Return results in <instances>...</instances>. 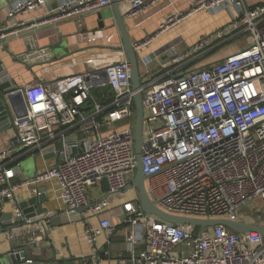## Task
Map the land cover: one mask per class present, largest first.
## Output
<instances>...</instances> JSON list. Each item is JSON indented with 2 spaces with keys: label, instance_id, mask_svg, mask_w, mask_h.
I'll list each match as a JSON object with an SVG mask.
<instances>
[{
  "label": "built area",
  "instance_id": "obj_1",
  "mask_svg": "<svg viewBox=\"0 0 264 264\" xmlns=\"http://www.w3.org/2000/svg\"><path fill=\"white\" fill-rule=\"evenodd\" d=\"M160 1L119 0L121 6L126 5L125 18ZM191 2L188 11L169 15L156 34L133 42L134 50L149 46L157 35L201 10L228 9L232 19L186 49L179 39L158 51V67L141 77L139 90L133 87L132 65L125 58L102 69L91 67L48 82L34 80L13 92H20L24 103L20 109L11 108L14 118L4 119L15 132L17 146L0 145V217L10 203L13 216L5 241L16 244L6 254L20 256L14 264L32 262L34 250L52 244L55 216L69 217L86 206L80 217L88 221V214L111 209L115 198L122 199L130 255L129 261L117 264H264V237L259 232L167 222L142 211L135 188V196L126 199L138 165L134 131L139 91L145 125L143 172L148 195L159 208L185 217L243 221L241 210L264 200V3ZM51 3L15 0L6 19L15 20L19 14ZM55 4L57 18H66L112 6V0H59ZM25 24L0 25V42ZM239 37H244L245 45L236 53L191 68L208 48ZM106 87L112 96L103 103L95 98L94 90ZM26 155H40L44 164L34 176L18 178L20 160ZM103 179L108 182L107 191ZM53 183L56 186L48 187ZM21 188L30 190V200L20 199L17 191ZM93 188L97 190L94 196ZM49 189L60 206L40 212V205L31 200L48 194ZM117 230L110 217L103 218L98 225L88 223L85 239L94 244L102 234ZM94 250L81 264H102L103 256L110 254L108 249Z\"/></svg>",
  "mask_w": 264,
  "mask_h": 264
},
{
  "label": "crops",
  "instance_id": "obj_2",
  "mask_svg": "<svg viewBox=\"0 0 264 264\" xmlns=\"http://www.w3.org/2000/svg\"><path fill=\"white\" fill-rule=\"evenodd\" d=\"M14 1L0 0V25L7 22L9 25H13L21 21H25L26 24L18 26L16 33H10L4 41L0 42V65L3 68L0 75L6 71L8 78L14 80L15 88L25 87L34 80L48 82L81 73L91 67L102 69L114 62L128 58L123 50L122 35L114 17L113 6L73 17L47 19L49 8L59 1L52 0L48 6L28 14H19L15 20L7 21V9ZM243 3L251 6L264 3V0H243ZM191 6V0H162L137 16L126 18V27L131 41L135 42L148 35L156 34L162 22L169 15L175 11L186 12ZM121 10L123 13L125 12V4L121 6ZM231 19L232 12L228 9L216 13H207L201 10L160 33L149 46L136 51L141 77L148 71L157 69L156 53L171 42L181 39V47L186 49L229 23ZM237 40H244V37L223 41L215 47L208 48L202 59L197 60L195 64L191 65V68L205 66L236 53L245 45V40L242 46L235 43ZM94 96L103 103L109 101L105 90L95 89ZM14 137L15 132L12 127L0 128L1 146L10 144L17 146V142L13 140ZM43 164L44 159L40 155L22 157L18 178L34 176ZM53 186L56 184H48L50 188ZM17 194L24 201L30 200L32 196L30 190L26 188L19 189ZM48 195L50 196L49 200L39 204L40 208L58 210L60 204L50 189ZM121 204L122 199L115 198L111 209L105 210L99 215L88 214V221L82 217L72 221L68 216H62L61 225L52 224V244L40 251L34 250V257L50 264L56 259L60 264H81L82 259L92 254L95 248H104L108 249L110 254L103 256L102 264H117L122 260L129 261L130 255L126 251L125 240L128 226L123 222L125 216L121 213L123 211ZM114 212L117 214L115 217L112 215ZM4 213H12V206L8 202L5 204ZM107 217L117 224L118 230L114 234H102L94 244L89 243L85 239L88 223L98 225L101 219ZM249 223L256 224L252 221ZM15 245V243L7 244L5 231L0 232V255L7 254ZM138 248L140 249L141 246Z\"/></svg>",
  "mask_w": 264,
  "mask_h": 264
},
{
  "label": "water",
  "instance_id": "obj_3",
  "mask_svg": "<svg viewBox=\"0 0 264 264\" xmlns=\"http://www.w3.org/2000/svg\"><path fill=\"white\" fill-rule=\"evenodd\" d=\"M112 6L114 9V17L116 19L117 25L122 35L123 40V50L126 53L132 68H131V80L133 83V87L135 90H139L141 86V75L139 70V63L137 53L133 48V42L128 34L126 22H125V13L121 10V5L119 0H112ZM57 7L56 4L53 5L52 8H49V16L47 19L54 18L59 16L58 13L53 12V10ZM45 19V20H47ZM32 23V22H31ZM3 71L2 66L0 65V71ZM4 73V74H3ZM0 75V125L4 126L7 129L8 123L7 120L4 122V119H12L11 117L14 114L11 111V108L14 106L16 109H20L23 107V96L20 92L13 93L15 88V82L8 78L6 71H4ZM19 105V106H18ZM135 106H136V127L134 131V138H135V148L137 154V172L135 178L132 182H130L127 186V189H138L140 195V205L142 211L144 213H149L156 215L157 217L161 218L170 223H190L195 225L200 229L211 228L218 225H223L235 232L245 233L250 231H256L263 235L264 237V225L252 224L246 221L241 220H230L227 218H193V217H185L179 215H173L170 213L165 212L161 208H159L149 197L147 188H146V177L143 172V155H142V145H143V132H144V109L142 104V95L138 91L135 96ZM17 115H19L17 113ZM9 121V120H8ZM13 140L17 142V138L14 137ZM73 153H77V149H73ZM50 157L49 155H45V158ZM102 187L104 191L109 189L108 182L106 179L102 180ZM45 190V189H44ZM50 196L43 192L37 199L34 198L32 203L34 204H43L49 200ZM88 207H80L76 209L74 214H70V220L76 221L80 219V214L87 210ZM40 212L47 211L46 207L39 208ZM12 213L10 214H2L0 217V232H4L6 229L9 228L10 219L12 218ZM52 224L57 226L62 224V215H57L52 219ZM7 227H5V226ZM20 256L18 254L8 256L6 254L0 255V264H14L17 260H19ZM22 264H50L49 262H42L37 258H33V261L30 263H22ZM51 264H60L59 260H54Z\"/></svg>",
  "mask_w": 264,
  "mask_h": 264
},
{
  "label": "rangeland",
  "instance_id": "obj_4",
  "mask_svg": "<svg viewBox=\"0 0 264 264\" xmlns=\"http://www.w3.org/2000/svg\"><path fill=\"white\" fill-rule=\"evenodd\" d=\"M235 43L242 46L244 40L236 41ZM25 161V160H23ZM28 161V160H27ZM97 193L96 189L91 190V194L94 196ZM135 196V192L132 189H129L127 192L126 198L132 199ZM241 217L243 221L264 225V200H256L253 204L246 206L241 210Z\"/></svg>",
  "mask_w": 264,
  "mask_h": 264
},
{
  "label": "trees",
  "instance_id": "obj_5",
  "mask_svg": "<svg viewBox=\"0 0 264 264\" xmlns=\"http://www.w3.org/2000/svg\"><path fill=\"white\" fill-rule=\"evenodd\" d=\"M105 93L108 94L109 97H111L112 95V91H111V88L110 87H106L105 88Z\"/></svg>",
  "mask_w": 264,
  "mask_h": 264
}]
</instances>
